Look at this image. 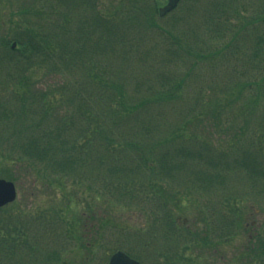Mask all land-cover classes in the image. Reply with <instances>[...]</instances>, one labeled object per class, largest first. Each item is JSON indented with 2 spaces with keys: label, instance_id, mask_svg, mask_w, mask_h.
I'll return each instance as SVG.
<instances>
[{
  "label": "trees",
  "instance_id": "obj_1",
  "mask_svg": "<svg viewBox=\"0 0 264 264\" xmlns=\"http://www.w3.org/2000/svg\"><path fill=\"white\" fill-rule=\"evenodd\" d=\"M57 1L66 11L54 30L47 20L22 30L18 48L0 47V159L26 162L35 186L89 181L102 223L115 202L147 204L158 226L124 235L148 258L121 249L148 264H201L188 252L243 230L248 201L264 217V0H180L171 18L159 15L163 0ZM182 193L207 200L204 231L180 214ZM4 208L0 264H60L58 248L27 258L33 224ZM252 235L245 264H264V218Z\"/></svg>",
  "mask_w": 264,
  "mask_h": 264
},
{
  "label": "rangeland",
  "instance_id": "obj_2",
  "mask_svg": "<svg viewBox=\"0 0 264 264\" xmlns=\"http://www.w3.org/2000/svg\"><path fill=\"white\" fill-rule=\"evenodd\" d=\"M103 1V6L112 3V0ZM163 1V4L167 2V0ZM57 9H59L58 12ZM22 10L24 12L30 11L32 14H22ZM62 11H66V7L59 5L57 0H0V47L4 40L9 41V46L12 45L14 38L22 33V30L23 33H27V28L33 29L36 27L37 30L40 27L42 29V25L47 23V20L48 24L52 25L49 30L50 33L55 29L54 24L56 22L54 20L58 19L60 16L58 14ZM48 12H50V18L48 17ZM176 12H180V10ZM30 16L34 19V24L31 27L24 24L23 21H26ZM164 17L171 18L169 15ZM129 83L132 82H128L127 84ZM1 88L3 89V87H0V97L4 95ZM217 138L226 139L224 131L221 130V137L218 136ZM9 162L0 159V176H4L3 172L12 173V178L14 179H6L12 180L15 183L17 196L13 203L6 205L4 209H7L5 212L8 214L11 212L19 213L22 216V218H19L21 221L33 224V229L30 227L31 230L28 233L31 240L28 243L31 244L30 248L32 249L30 251H34L35 255L26 254L27 258L29 256H37L39 259H36L41 260L45 256H48L47 253L58 248L61 255L60 264L64 262L68 264H107L108 256L113 251L110 249L117 250L121 245L129 247L130 251L134 250L137 256L144 255L145 259L148 258L149 253L148 251H144L143 246H134L129 242V240L134 238L132 234L128 238H126L127 234L124 235L126 231L134 233V229L135 231L140 230L139 233L144 234L145 232H149L148 228L152 229V227L156 228L158 226V224L154 225V222L151 223L150 218L144 214L146 213L144 210L147 211L146 208L150 211L147 204H139L134 201L136 204L133 206L135 207H128L126 203H112L114 212L105 215L106 222L102 223V217H104L102 215V211L104 210H102V198L97 199L96 193L89 190V181L83 180L77 183L73 179L68 178L60 181V179L52 176L46 183H38L35 186L32 184L34 176L30 175L27 171L25 173L26 169L23 167V164L26 162L23 164L22 162L18 163V161L13 164ZM27 170L32 171V169L28 168ZM37 178L39 177L37 176ZM180 197L182 201L181 207H183L179 210L180 214L184 215L189 220V223L194 222L192 223L193 228L201 231L208 228L209 211L207 212L204 205V202H207V200L205 199L203 202L196 194H188L186 196V193H182ZM105 199L108 200L109 198L105 197ZM90 203L91 205L93 203L99 205V208L94 210V215L91 217H89L86 210ZM249 203L250 201L245 205L246 208H243V230H240L226 244L220 243L217 249H213V247L211 249L207 244L200 242L199 245L197 244L198 247L195 245L193 248V253L191 251L188 252L187 258L191 259L193 256L196 258L194 261H199L201 264H245V261L247 262L248 260L245 252L247 246L254 240V235L252 234L257 232V226L262 223L264 218L263 213L259 211L255 212V210L251 211L248 206ZM260 208L263 207L260 206ZM53 221L55 222L52 223ZM110 223L116 226H111L112 228H110L108 225H105ZM104 226L107 227V238L100 240ZM43 229L46 230L44 234L41 233ZM32 230L36 232L35 235L32 233ZM52 230L53 232H51ZM88 233H92L93 238H95V241L89 245L85 241ZM70 240L72 241L71 243L69 242ZM67 243L68 245H63ZM85 243L86 247L84 246ZM22 250H24L22 251L23 254L29 251L28 249H24V247H22ZM21 258L24 257L22 256ZM140 260L144 263L142 258ZM52 261L53 263H57L58 260ZM16 263L18 262L14 264ZM144 264H148L147 261Z\"/></svg>",
  "mask_w": 264,
  "mask_h": 264
},
{
  "label": "water",
  "instance_id": "obj_3",
  "mask_svg": "<svg viewBox=\"0 0 264 264\" xmlns=\"http://www.w3.org/2000/svg\"><path fill=\"white\" fill-rule=\"evenodd\" d=\"M178 2L179 0H168V2L160 8V15L163 16L174 9ZM16 195L17 191L15 184L10 180L0 178V207L14 201ZM108 264H140V262L120 250L111 256Z\"/></svg>",
  "mask_w": 264,
  "mask_h": 264
}]
</instances>
